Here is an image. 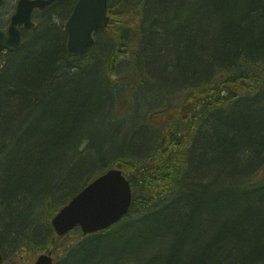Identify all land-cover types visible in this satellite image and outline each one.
<instances>
[{
	"label": "trees",
	"instance_id": "trees-1",
	"mask_svg": "<svg viewBox=\"0 0 264 264\" xmlns=\"http://www.w3.org/2000/svg\"><path fill=\"white\" fill-rule=\"evenodd\" d=\"M75 1L0 57L2 253L264 264V0H108V27L72 56L54 17ZM110 167L131 181L128 213L59 245L51 217Z\"/></svg>",
	"mask_w": 264,
	"mask_h": 264
},
{
	"label": "water",
	"instance_id": "water-1",
	"mask_svg": "<svg viewBox=\"0 0 264 264\" xmlns=\"http://www.w3.org/2000/svg\"><path fill=\"white\" fill-rule=\"evenodd\" d=\"M57 0H17L7 29L0 28V49L16 50L22 44L19 26L34 25L33 10L43 9ZM2 0H0L1 6ZM107 0H76L65 20L66 50L84 54L95 42L94 34L107 27ZM132 202L128 180L119 169L111 168L75 194L51 219L55 233L63 236L76 227L83 234L104 230L117 223L129 211ZM4 257L0 249V264ZM51 253L40 254L32 264H53Z\"/></svg>",
	"mask_w": 264,
	"mask_h": 264
},
{
	"label": "bare ground",
	"instance_id": "bare-ground-1",
	"mask_svg": "<svg viewBox=\"0 0 264 264\" xmlns=\"http://www.w3.org/2000/svg\"><path fill=\"white\" fill-rule=\"evenodd\" d=\"M57 1H59V0H57ZM57 1H55V2H57ZM5 0H2V3H1V6H0V28L1 29H3V30H6L7 29V25H8V23H9V21H10V18H11V15L13 14V12H14V9H15V4L17 3V0H16V2L15 3H13V0H7V4H8V6H6L5 8H3V6L5 5ZM55 2H53V3H55ZM76 2V1H75ZM52 3V4H53ZM52 4H50V5H47V6H45L43 9H37V8H35L34 10H33V17H32V20H33V22H34V25L33 26H31V27H29V28H27V29H25V28H23V26H19L18 28H19V30H20V32H21V38H22V44H23V42H24V36H25V32L26 31H29V30H31L32 28H34V27H36L37 25H38V23H40L41 24V22L43 21V19L48 15V13H50V11H44V9L46 8V7H49V6H51ZM75 4V3H74ZM74 4H73V6H74ZM107 6H108V0H107ZM108 8V7H107ZM72 9H73V7H72ZM72 9H71V11H72ZM42 11H44V13H41ZM71 11H70V13H71ZM108 11V10H107ZM41 13V14H38V13ZM64 13L65 12H63V13H61L60 14V17H62L61 18V21L58 19V18H56V17H54L55 18V21L57 22V23H59V24H61V22H63V28H64V24H65V20H66V18L68 17V15L70 14H67L66 13V15H64ZM8 15V19H5V18H3V16L2 15ZM38 14V15H37ZM64 15V16H63ZM108 15H109V13H108ZM52 18V20H53V17H51ZM109 18H110V16H109ZM109 21H110V19H109ZM5 24H7L6 26H5ZM108 25H109V23H108ZM108 25H107V27H108ZM106 27V28H107ZM106 28H102V29H100V30H98V32H96L95 34H94V38H95V42H94V44H93V46L95 45V43H96V40H97V36H98V34L101 32V31H103V30H105ZM64 30H65V28H64ZM66 32V31H65ZM66 35H67V32H66ZM66 41H67V36H66ZM22 44H21V46H22ZM21 46L19 47V48H21ZM93 46H91L89 49H91ZM19 48H17L16 50H18ZM65 48H66V42H65ZM88 49V50H89ZM87 50V51H88ZM12 51H15V50H8V49H6V48H2V49H0V57L1 56H3V57H5L9 52H12ZM87 51L85 52V53H87ZM66 52H67V50H66ZM68 53V52H67ZM84 53V54H85ZM68 54H70V53H68ZM84 54H80V55H72V54H70V55H72V56H82V55H84ZM111 168H115V169H119L121 172H122V174L124 175V177L128 180V182H129V186H130V188H131V194H132V187H131V181H130V179H128L126 176H125V174H124V172L122 171V169H120V168H117V167H110V168H107V169H105L104 171H102V172H100L99 174H97L95 177H92V179L88 182V183H90L93 179H95L96 177H98L99 175H101V174H103V173H105L107 170H109V169H111ZM87 183V184H88ZM86 184V185H87ZM86 185H84L80 190H82ZM79 190V191H80ZM78 191V192H79ZM77 192V193H78ZM77 193H75V194H77ZM74 194V195H75ZM132 200H133V194H132ZM132 203V202H131ZM64 206V205H63ZM62 206V207H63ZM131 206V205H130ZM62 207H60V208H62ZM59 208V209H60ZM58 211V210H57ZM56 214V213H55ZM54 214V215H55ZM53 215V216H54ZM53 216L51 217V219L53 218ZM51 219H50V224H51V227L53 228V226H52V223H51ZM78 229H80V227H77ZM53 231H54V229H53ZM80 231H81V229H80ZM55 233V232H54ZM81 233H82V231H81ZM66 234H68V232L66 233ZM66 234H64V235H66ZM83 234V233H82ZM44 235V234H43ZM55 235H57L56 233H55ZM83 235H87V234H83ZM36 240V237L34 238V241ZM34 244H36V243H34ZM52 246V245H51ZM47 253H51V255H52V257H53V251L52 250H50V251H48ZM47 253H45V254H47ZM40 254H43V253H40ZM39 254V255H40ZM38 255V256H39ZM37 256V257H38ZM36 257V258H37ZM56 257H53V259H55ZM36 260V259H35ZM34 260V261H35ZM33 261V262H34ZM53 262H55V260H53Z\"/></svg>",
	"mask_w": 264,
	"mask_h": 264
},
{
	"label": "rangeland",
	"instance_id": "rangeland-1",
	"mask_svg": "<svg viewBox=\"0 0 264 264\" xmlns=\"http://www.w3.org/2000/svg\"><path fill=\"white\" fill-rule=\"evenodd\" d=\"M5 5L3 6V8H5L6 6H8L7 4V0H5ZM16 0H13V3H15ZM3 18L8 19V15H2ZM7 24H5L6 26ZM103 39L106 40L107 35L103 34ZM69 233V232H68ZM62 237V236H60ZM76 238L72 237V236H63L60 240H59V245H65L67 243L73 242L75 241ZM29 246L25 245V246H21L20 248H18V252H16V257H14L13 259L10 258V255L13 254V252L10 251V249H8V247H5L6 249L3 250V255L6 259L4 264H32L33 261L36 259V257L40 254V253H47L48 251L52 250V246L51 245H38V244H34V243H30L28 244ZM64 246H62L63 248ZM59 250V248H58ZM57 250V251H58ZM60 252V250H59ZM57 252V253H59ZM56 253L53 252V257H56L55 255ZM53 260H56L53 259Z\"/></svg>",
	"mask_w": 264,
	"mask_h": 264
}]
</instances>
